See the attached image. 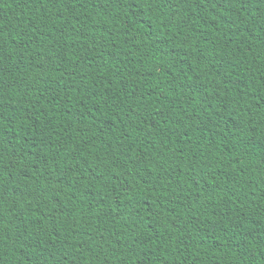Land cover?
Here are the masks:
<instances>
[{
	"label": "trees",
	"instance_id": "trees-1",
	"mask_svg": "<svg viewBox=\"0 0 264 264\" xmlns=\"http://www.w3.org/2000/svg\"><path fill=\"white\" fill-rule=\"evenodd\" d=\"M0 264H264V0H0Z\"/></svg>",
	"mask_w": 264,
	"mask_h": 264
}]
</instances>
